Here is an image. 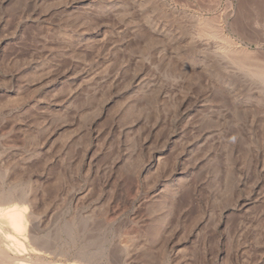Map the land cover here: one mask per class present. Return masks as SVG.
Returning <instances> with one entry per match:
<instances>
[{"label": "rangeland", "instance_id": "374dc122", "mask_svg": "<svg viewBox=\"0 0 264 264\" xmlns=\"http://www.w3.org/2000/svg\"><path fill=\"white\" fill-rule=\"evenodd\" d=\"M166 2L0 0V191L53 264H264V90L184 34L264 50V0Z\"/></svg>", "mask_w": 264, "mask_h": 264}, {"label": "bare ground", "instance_id": "6f19581e", "mask_svg": "<svg viewBox=\"0 0 264 264\" xmlns=\"http://www.w3.org/2000/svg\"><path fill=\"white\" fill-rule=\"evenodd\" d=\"M148 1H151V0H148ZM156 1H158L160 3V5H162L163 7L167 8V9L169 8V6L167 7V5H166L167 4L166 0H156ZM133 2H136V1H133ZM159 3H158V5H159ZM148 4H149V2H148ZM155 6H156V4H155ZM229 6H230V4H229ZM171 11L173 12V9ZM171 14H173V13H171ZM200 17L195 18L196 19V23L194 22V24H196L195 28L191 29V27H190L191 30L189 29V32L184 33V34H186L185 35L186 36V39H185L186 45L185 44L184 45L188 49L186 51H189L190 53L194 52L196 50V47L199 46V44H202L201 39H204L205 41L208 40V42L210 40H217V41H219V43L221 42L222 46H217L218 48L212 49L211 52L209 49L207 52L203 50L204 51L203 54L205 55V56L203 55V59L211 62V66L213 68H215V69L217 68L219 70L221 69V70H224L225 72L227 71L231 74V77H234V78L237 77L239 79V82L241 80L247 81L246 83H249V85H251V86L255 85L254 89L257 88L256 86H258V88H261L264 90V50H262V48L259 45L256 46L254 49H251L248 45H245L242 42H239V40L236 39L235 37H233L231 34H226V31L235 34V30L233 29V27H230L229 24L227 26L224 25L223 20H222L223 17L222 18L220 17V18H217L214 20H211L212 18L207 20L205 17L204 18H202V17L200 18ZM144 20H145V18H144ZM245 21H247V20H245ZM190 22H192V21H190ZM237 22H239V21H237ZM142 24L144 25V23H142ZM189 24H191V23H189ZM146 26H142V27H146ZM148 26H150V24H148ZM232 26H233V24H232ZM148 29L151 30L150 28H148ZM152 29H153L152 30L153 32H156L154 30V26H152ZM149 30H147V31H149ZM157 34H159V30H157V33L155 36H157ZM252 42H253V40H252ZM144 43H146V42H144ZM203 44H204V42H203ZM255 44H257V43H255ZM187 55H188V52H187ZM190 56H192V55H190ZM195 63L196 62H195L194 58H192L188 62V64H190V65H194ZM207 65H209V64H207ZM177 69H178V67H177ZM245 85H247V84H245ZM0 186H2V185H0ZM29 188H30V186H29ZM3 190L0 191V203L1 204L3 202L6 203L7 201L12 202V203H10V204L7 203L9 205H7L5 207L4 206L0 207V264H53L48 259L49 253H48L47 246L49 244L47 245V243H46V242H48L45 240L47 238H44L43 234L41 235L40 234L41 232H39L38 227H39V218L40 217L38 214H37L38 215L37 216L36 213H34V210H32V206H31L32 204L30 201L31 198L29 197L30 199H28L27 195L24 194L25 196H23V194H20L21 196H19L18 198L16 197L19 200L18 201L19 203L18 204L13 203V201H16V199H15L16 195L14 194V192H11L10 194L13 193L15 196H13V194L12 195L7 194V192L9 193L10 191L3 193ZM28 192H29L28 195H30V193L32 194L33 191H31V192L28 191ZM5 193L7 195H5ZM33 199L35 200V198H33ZM5 203H3V204L5 205ZM35 204H36V202H35ZM70 237L72 238V236H70ZM65 241H68V239H66ZM62 245H63V243H62ZM56 246H58V245H56ZM71 247H69V248H71ZM54 249H56V248H54ZM59 252L61 253V251H59ZM59 252H57V253L59 254ZM63 253L66 254L65 252H63ZM64 254H62V256ZM78 254H80V253H78ZM89 255H91V254H89ZM50 256H52V255H50ZM76 262H77V260H76ZM76 262H72V264L76 263ZM79 263H81V262H79ZM56 264H58V263H56Z\"/></svg>", "mask_w": 264, "mask_h": 264}]
</instances>
